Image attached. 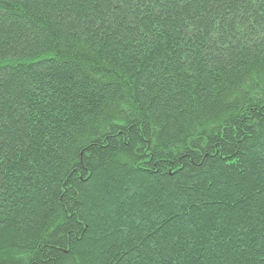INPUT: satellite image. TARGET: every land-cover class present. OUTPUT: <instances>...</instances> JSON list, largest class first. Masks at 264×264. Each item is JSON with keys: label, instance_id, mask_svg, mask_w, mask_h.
<instances>
[{"label": "trees", "instance_id": "16d2710c", "mask_svg": "<svg viewBox=\"0 0 264 264\" xmlns=\"http://www.w3.org/2000/svg\"><path fill=\"white\" fill-rule=\"evenodd\" d=\"M0 264H264V0H0Z\"/></svg>", "mask_w": 264, "mask_h": 264}]
</instances>
